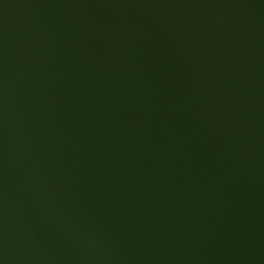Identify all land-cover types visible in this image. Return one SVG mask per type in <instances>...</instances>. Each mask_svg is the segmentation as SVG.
<instances>
[{
    "label": "water",
    "instance_id": "95a60500",
    "mask_svg": "<svg viewBox=\"0 0 264 264\" xmlns=\"http://www.w3.org/2000/svg\"><path fill=\"white\" fill-rule=\"evenodd\" d=\"M0 264H264V0H0Z\"/></svg>",
    "mask_w": 264,
    "mask_h": 264
}]
</instances>
